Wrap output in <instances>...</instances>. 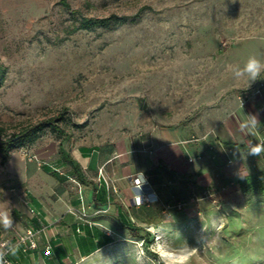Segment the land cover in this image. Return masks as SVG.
<instances>
[{
  "label": "rangeland",
  "instance_id": "1",
  "mask_svg": "<svg viewBox=\"0 0 264 264\" xmlns=\"http://www.w3.org/2000/svg\"><path fill=\"white\" fill-rule=\"evenodd\" d=\"M68 2L0 0V65L7 71L0 124L15 133L62 115L66 132L47 127L13 151L55 159L62 144L73 155L81 146L127 155L143 147L152 127L181 125L194 143L214 144L225 170H214L212 193L197 211L167 213L140 238L129 235L84 257L71 251L60 264H171L166 258L185 247L195 251L184 264H264V192L244 194L236 180L264 171V150L248 155L253 146L264 149L261 132L212 130L215 116L235 113L224 104L257 82L237 81L226 68L252 54L264 58V0ZM111 14L130 19L72 31L81 15Z\"/></svg>",
  "mask_w": 264,
  "mask_h": 264
},
{
  "label": "crops",
  "instance_id": "2",
  "mask_svg": "<svg viewBox=\"0 0 264 264\" xmlns=\"http://www.w3.org/2000/svg\"><path fill=\"white\" fill-rule=\"evenodd\" d=\"M247 88L232 103L224 104L234 106L235 113L224 111L215 116L212 130L221 131L224 127L230 131L261 132L256 138L264 147V73ZM248 115L257 117L256 127L242 128ZM144 139L142 148H134L127 155L104 147H79V154L72 155L78 162L80 176L63 155L55 159L39 157L46 161L43 165L20 157L13 150L4 163L0 157L1 233L14 243L27 226L42 229L39 247L24 252L15 245L12 260L16 264H60L71 251L89 256L100 247L129 236L126 223L154 226L167 215L168 210L163 207L170 203L180 201L186 211H197L209 198L214 170H225L214 144L204 147V143H194L181 125L152 127ZM184 140L188 141L185 145ZM223 150L228 161L236 165L233 153L230 157ZM188 154L194 156L193 160ZM142 174L147 182L137 185L134 179ZM20 190L26 192L28 204ZM151 190L158 193L157 201L135 202L136 194ZM29 206L39 210L40 217L33 216ZM6 220L10 223L6 224ZM47 244L51 245L50 251Z\"/></svg>",
  "mask_w": 264,
  "mask_h": 264
},
{
  "label": "trees",
  "instance_id": "3",
  "mask_svg": "<svg viewBox=\"0 0 264 264\" xmlns=\"http://www.w3.org/2000/svg\"><path fill=\"white\" fill-rule=\"evenodd\" d=\"M61 3L64 6L70 7L68 0H61ZM73 13H76L77 10L72 9ZM138 14V13H137ZM130 19L127 15H117L111 14L108 16L97 17V16H84L81 15L78 18L79 23L74 24L72 31L81 29V28H92L96 26H111L119 25L127 22ZM6 68L3 65H0V86L6 78ZM63 118L62 115L50 117L49 119H44L37 123L23 127L20 131L15 133H7L6 127L0 124V157L1 162L4 163L10 156L11 151L20 143L33 142L47 127H51L54 130L58 131L60 134L66 136L65 130L58 124V121ZM60 151L65 159L70 161L74 166L78 176L80 173L77 170L78 162L73 157V155L67 151L62 144H60ZM241 191L247 195H253L257 193L264 192V171H256L243 176H238L236 178ZM178 202L170 203V207L164 206L163 209L168 210V213H172L176 210L184 209V206L178 207ZM125 227L128 229L129 234L132 237L140 238L143 230H147L148 227L143 225L136 224L134 222L126 223ZM101 246V245H99Z\"/></svg>",
  "mask_w": 264,
  "mask_h": 264
},
{
  "label": "built area",
  "instance_id": "4",
  "mask_svg": "<svg viewBox=\"0 0 264 264\" xmlns=\"http://www.w3.org/2000/svg\"><path fill=\"white\" fill-rule=\"evenodd\" d=\"M259 91L260 90L258 89L257 92ZM187 142H188L187 140H184L183 144L185 145ZM262 142H264V136L262 137ZM25 153L26 156H28L29 160H35L39 165H43L46 163L45 160L36 158L34 155L28 153L27 150H25ZM188 157L190 160H193L194 158L192 154H188ZM134 180L137 185H141L142 183L147 182L143 174L141 176H137ZM19 193L22 196L24 202L28 204L29 200L26 197V192L24 190H20ZM211 193L212 191L210 192V194ZM158 199H159V195L154 190L143 191L135 195V202L137 204L153 202V201H157ZM214 201L216 200L214 199ZM177 205L178 207H182L184 206V203L179 202ZM167 207H170V205L168 204ZM29 210L33 216L40 217L41 213L36 208L29 206ZM41 230H42L41 228L35 227L33 225H29L25 228V230L22 233H20V235L18 236V238L15 240L14 243H11L10 239L4 236L0 231V264H16L11 258V251L15 245L20 246L21 250L24 252L37 249L39 247V238H40ZM46 249L47 251H50L51 245L47 244Z\"/></svg>",
  "mask_w": 264,
  "mask_h": 264
},
{
  "label": "clouds",
  "instance_id": "5",
  "mask_svg": "<svg viewBox=\"0 0 264 264\" xmlns=\"http://www.w3.org/2000/svg\"><path fill=\"white\" fill-rule=\"evenodd\" d=\"M226 70L232 73L235 80L246 81L250 85V83L258 80L261 74L264 73V58L252 54L248 56L242 65L229 64ZM258 124L259 121L255 115H248V119L244 122L242 128H254ZM262 150L264 149L253 146L248 155L257 156ZM5 223H10V221L6 220ZM193 251H195V248L185 247L177 249L166 259L171 264H184V260H181V258L190 255Z\"/></svg>",
  "mask_w": 264,
  "mask_h": 264
}]
</instances>
